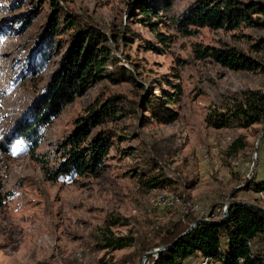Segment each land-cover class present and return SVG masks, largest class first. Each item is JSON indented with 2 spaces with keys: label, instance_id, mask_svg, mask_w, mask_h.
<instances>
[{
  "label": "rangeland",
  "instance_id": "obj_1",
  "mask_svg": "<svg viewBox=\"0 0 264 264\" xmlns=\"http://www.w3.org/2000/svg\"><path fill=\"white\" fill-rule=\"evenodd\" d=\"M198 1L152 0L159 16L153 32L140 20L138 0H0V264H142L136 246L156 244L154 231L182 219L188 202L208 212L235 201L264 208V191L246 188L264 179V124L217 130L206 122L243 93L264 92V14L255 15L253 26L184 36L176 21ZM237 1L264 7V0ZM57 5L61 22L53 32ZM79 27L106 38L108 72L121 65L131 76L104 77L77 97L42 132L32 157L8 137L58 73ZM198 46L243 51L257 69L199 60ZM149 92L168 114L157 118L143 105ZM110 100L116 118L91 129L110 142L100 174L48 180L43 163L56 167L78 122ZM170 114L172 122L164 118ZM235 141H242L239 153L231 148ZM169 198L179 202L168 204ZM112 234L131 237L133 246L102 249ZM221 250L230 252L226 238Z\"/></svg>",
  "mask_w": 264,
  "mask_h": 264
},
{
  "label": "trees",
  "instance_id": "obj_2",
  "mask_svg": "<svg viewBox=\"0 0 264 264\" xmlns=\"http://www.w3.org/2000/svg\"><path fill=\"white\" fill-rule=\"evenodd\" d=\"M152 0H138L142 10V23L149 26L153 32L156 23L153 17H159L157 7ZM59 5L53 9L49 29L57 32L60 26L61 13ZM264 14V7L255 3L244 4L237 0H199L176 21L178 32L184 36H193L198 28L236 30L241 25L253 26L255 15ZM70 24H75L70 21ZM74 29V27L72 28ZM166 44L168 37L159 35ZM106 38L96 30L80 29L72 35L70 49L64 56L62 66L48 86L37 96L28 114L10 132L9 144L22 143L30 153L36 150L42 132L56 119L62 111L72 104L77 97L83 96L87 90L102 78L113 82L128 80L131 76L124 66L116 65L107 71L111 52L105 45ZM46 55V54H45ZM199 60L212 59L232 71H254L258 63L243 51L237 49H221L216 47H201L195 49ZM159 98L151 92L144 97L143 105L153 110L155 117L167 113ZM115 104L108 101L105 106L96 108L79 121L75 132L68 137L62 149L60 162L54 168L43 163L45 174L50 181L73 179L77 181L85 177H97L109 155L110 142L100 132L91 136V129L100 126L106 118H116ZM170 113V112H169ZM164 117L172 122L175 118ZM208 126L221 130L229 128L251 129L255 125L264 124V92L248 91L243 93L224 112H215L207 118ZM242 141H235L232 149L239 153ZM236 154V153H235ZM44 162V161H41ZM158 188V187H154ZM247 190L259 193L264 191V179L250 180ZM220 211L217 212L216 209ZM213 208L209 217L221 220L224 207ZM199 217L188 213L182 219L171 225H166L154 231L156 244L140 243L136 250L140 258L147 252L166 247L175 242ZM223 238L227 239L230 252L224 254L221 250ZM131 237L110 236L105 239L102 249L118 251L133 246ZM257 250V248H259ZM210 259L211 264H261L264 260V213L251 208L237 206L230 213L228 220L220 225H204L194 230L190 235L181 238L167 252L161 253L154 260L155 264H201V260ZM128 263V261H127Z\"/></svg>",
  "mask_w": 264,
  "mask_h": 264
},
{
  "label": "water",
  "instance_id": "obj_3",
  "mask_svg": "<svg viewBox=\"0 0 264 264\" xmlns=\"http://www.w3.org/2000/svg\"><path fill=\"white\" fill-rule=\"evenodd\" d=\"M237 206H243V207H248V208H251L257 212H261V213H264V208L257 205L256 203H252V202H248V201H235V202H232V203H228L226 206H225V210H224V213H223V218L221 220H211V219H198L196 222H194L190 228L185 232L183 233L175 242H173L172 244L166 246V247H163V248H157L155 250H152V251H149L147 252L144 257H143V262L142 264H148V262L152 259V258H155V257H159V255L161 253H164V252H167L169 251L177 242L178 240H180L181 238L183 237H186L188 235H190L194 230H196L197 228L201 227V226H204V225H212V226H216V225H220V224H223L225 223L228 218H229V213L230 211L234 208V207H237Z\"/></svg>",
  "mask_w": 264,
  "mask_h": 264
},
{
  "label": "built area",
  "instance_id": "obj_4",
  "mask_svg": "<svg viewBox=\"0 0 264 264\" xmlns=\"http://www.w3.org/2000/svg\"><path fill=\"white\" fill-rule=\"evenodd\" d=\"M258 155H259V152H258V154L255 155L256 159H258ZM253 166H255V163L253 164ZM224 210H225V207L223 209V213H224ZM216 211L219 212L220 209L217 208ZM188 213H192V214L197 215L199 217V219L202 218V219L214 220L211 217H209L211 212L203 211V210L199 209V206L196 205L194 202H188V209L186 211H184V215H186ZM222 218H223V214H222ZM201 264H203V259L201 260Z\"/></svg>",
  "mask_w": 264,
  "mask_h": 264
},
{
  "label": "bare ground",
  "instance_id": "obj_5",
  "mask_svg": "<svg viewBox=\"0 0 264 264\" xmlns=\"http://www.w3.org/2000/svg\"><path fill=\"white\" fill-rule=\"evenodd\" d=\"M207 158V157H206ZM208 164V163H207ZM178 203L179 201L178 200H175V199H171L169 198V203L168 204H174V203ZM209 259H206L203 264H209ZM261 264H264V260H261Z\"/></svg>",
  "mask_w": 264,
  "mask_h": 264
}]
</instances>
